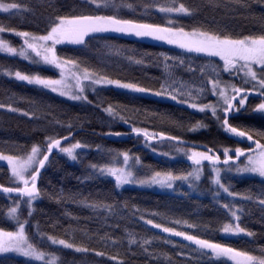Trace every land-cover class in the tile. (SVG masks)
Instances as JSON below:
<instances>
[{
    "label": "trees",
    "instance_id": "16d2710c",
    "mask_svg": "<svg viewBox=\"0 0 264 264\" xmlns=\"http://www.w3.org/2000/svg\"><path fill=\"white\" fill-rule=\"evenodd\" d=\"M4 2L19 3L22 8L30 9L18 15L0 13V26L8 29L1 33V37L14 46L22 45L23 41L10 33L12 29L43 35L48 29L50 19L56 15L95 11L94 8L87 6L84 0H4ZM125 2L131 3L135 12L122 8L120 14L123 18L149 23L167 22L168 18L155 8H149L145 13L144 5L149 4L150 0ZM178 2H183L196 10L194 17H179L178 22L186 28L201 27L233 38L264 34V0H248L250 3L248 8L237 7L230 0H178ZM100 14L112 13L111 10H103ZM57 51L64 57L75 58L82 67L102 72L113 79L138 81L142 86L154 91L159 90L160 85L169 80V73L176 81H182L191 87H199L201 68L206 75L215 69L223 81L230 80L229 74L222 71L223 62L219 58L185 54L175 46L148 38L141 39L116 33L96 34L95 38L87 39L86 47L61 45ZM161 53L184 59L186 65L190 64L197 69L196 73L193 74L187 67L177 66L172 62H169L170 67L166 70L160 57ZM136 60L143 62L137 64L134 62ZM5 69L37 72L52 78L58 76L55 70L0 53V103L11 104L12 107L20 109L18 112H10L7 108L0 109V152L6 155H22L30 150L33 144L41 143L46 135H68L65 125L69 123L73 125L74 133L71 143L80 141L88 145L86 149L77 151L78 159L74 162L61 153L55 154L41 175L39 187L42 190V198L34 203L35 210L32 216L27 218L31 225L27 227L29 240L41 251L57 254L61 264H119L120 261H123V264H210V259L202 257L195 251L194 246L189 247L188 242L181 237H170L159 229L146 225L144 223L146 219L239 250L252 251L256 255L259 254V249L264 248V208L257 202L259 198H264L261 195L264 193L263 179L236 177L226 181L231 191L252 197V200L237 199L234 203L243 209L241 226L255 235L235 237L223 236L219 232L222 224L229 222V217L220 204L231 202L232 198L222 196L217 202L208 196L189 194L181 196L143 188L126 187L119 190L115 188L112 178L94 175L89 168L92 164L102 166L111 163L110 153L128 151L132 156L139 157L141 164L136 170L143 176H149L152 171H171L180 174L190 170V162L185 158L176 157L173 160L154 155L140 138L116 142L104 139L102 135L109 132L131 133L129 125L109 118L103 111V108L109 105L136 127H146L156 132L164 131L169 135L180 136L183 140L206 145L214 151L222 150L223 147L244 149L250 147L245 140L238 142L225 134L210 114L206 116L173 101L145 94L126 93L114 88L98 89L96 93L87 91L89 99L93 101L92 105L72 102L47 90L9 78L3 75ZM231 82L241 86L239 78ZM214 99L208 96L204 102ZM259 102V98L249 96L245 105L248 110L231 117L230 123L234 126L264 131V116L252 110ZM98 103L99 106H96ZM25 111L29 112V116L22 114ZM52 120H59L62 126L53 125L50 123ZM197 121H203L207 127L195 132L188 131V126ZM153 147L156 148V154L168 152L173 156L178 155L173 145L167 142L155 143ZM9 181L10 172L7 166L0 165V184L12 187ZM209 185L207 178L201 182L202 189L207 190ZM81 200L111 204L117 214L109 216L103 211L94 212L84 208L80 204ZM17 202L21 204V210L26 209L25 204L18 201L16 196L6 197L0 194V227L5 230H15L14 222L7 220L6 213ZM152 213L156 215H151ZM141 216L144 220L140 218ZM21 219L23 220L22 216ZM174 220H185L199 227L188 229L183 225L171 223ZM37 224L42 233L67 239L95 251H102L105 255L101 257L95 255V251L78 253L53 246L47 240H41L36 236ZM129 233L137 241L144 238L152 239L153 243L145 246L148 251L145 252L139 244H128ZM105 234L115 239L117 244L114 246L110 242L101 241L99 237ZM181 252L183 255H180ZM112 256H117V259H111ZM0 264L40 263L5 255L0 256ZM216 264H223V261H216Z\"/></svg>",
    "mask_w": 264,
    "mask_h": 264
},
{
    "label": "snow or ice",
    "instance_id": "6c2138e0",
    "mask_svg": "<svg viewBox=\"0 0 264 264\" xmlns=\"http://www.w3.org/2000/svg\"><path fill=\"white\" fill-rule=\"evenodd\" d=\"M230 2L240 8L250 7L248 0H230ZM84 3L94 8L95 11L92 13L56 15L50 19L48 29L43 35L12 29L15 36L23 41L19 49L0 38V53H6L32 64L57 70L59 78L43 76L37 72L27 73L11 69L3 70V75L18 82L58 94L61 97H67L71 101L89 105H92L93 101L88 97V90L96 93L98 89L115 88L126 93L153 95L161 99H169L206 116L210 114L213 121L230 138H235L238 142L250 141L255 147L250 146L248 149L223 147L222 150L214 151L213 148L204 145L206 150L201 151L193 145L186 149L180 146L185 143L180 136L169 135L164 131H151L146 127H136L134 123H130L113 106L109 105L103 108L107 116L129 125L131 134L142 139L153 153H156V148L153 147L155 143H170L176 153L182 154L190 162L191 170L180 174L171 171H152L149 176L141 179L133 171L137 165L141 164V161L139 157L130 155L128 151L110 153L112 156L111 163L102 166L92 164L89 165V168L94 175L112 178L116 189H122L126 185L159 186L160 188L174 189L177 181L185 182L190 188L195 189L203 175L205 162H207L211 172L210 183L214 185L213 198L220 197L221 193L232 198L231 202L220 204V207L225 210L229 217V222L223 223L219 229L220 234L253 237L255 235L253 232L241 226L243 209L234 203L237 199L252 200V197L242 196L231 191L222 180V172H231L235 169L237 173L255 174L264 178V143H262L264 131L234 126L230 123V117L248 110L245 105L249 96L252 95L260 100L252 110L264 116V34L233 38L201 27L186 28L178 22L179 17H194L196 10L186 6L183 2H178V0H163V2L150 0L149 4L144 5L145 13L148 12L149 8H155L159 13L164 14L168 19L163 24L123 18L120 14L122 8L135 12L134 6L131 3H126L125 0H84ZM103 10H111L112 14H100ZM25 11H30V9L22 8L19 3L0 0V13L18 15ZM6 31H8L7 27L0 26V33ZM104 33L130 35L141 39L148 38L175 46L183 50L185 54H202L206 57L219 58L223 62L222 71L229 74L230 80L223 81L215 69L212 70L211 74L206 75L204 69L201 68L199 70L201 76L199 87H191L182 81H176L171 78V73H169V80L161 84L159 90L154 91L149 87L142 86L138 81L113 79L102 72L82 67L75 58L58 54V46L86 47L88 38H95L96 34ZM160 57L166 70L170 67L169 62H172L177 66L187 67L188 71L193 74L197 71L190 64L186 65L184 59L178 56L172 57L161 53ZM134 62L141 64L143 61L136 60ZM237 78H239L241 86L231 82ZM208 96L214 97V101L204 102ZM96 106H99V103ZM3 108H7L10 112L20 111V109L12 107L11 104L0 103V109ZM22 114L29 116L27 111ZM50 123L55 126H62L59 120H52ZM177 126L182 127V125ZM65 127L68 130V135H46L41 143L33 144L30 150L22 155H6L0 152V162L6 163L10 172V179L15 185L5 187L0 184V193H15L18 201L25 204L28 217H31L35 210L33 204L42 198V190L39 187L41 174L50 163V157L54 150L64 154L74 162L78 159L77 150L88 147L80 141L70 142L65 146L64 142L69 141L73 135V125L69 123ZM206 127L207 124L203 121H197L188 126V131L195 132ZM106 135L122 137L127 134L109 132ZM158 155L175 159V156L168 152H160ZM241 157H244L246 161L243 166L239 163ZM261 195L264 196V193ZM257 202L264 208V198H259ZM80 204L94 212L103 211L109 216L117 214L111 204L89 203L86 200H81ZM124 207L126 208L127 205ZM20 208L21 204L17 202L6 213L7 220L14 222L15 230H5V228L0 227V253H15L29 261H39L41 264H57L58 257L56 255L41 251L30 242L26 234V226L31 227V225L28 219H21ZM134 211L138 212L139 209H134ZM151 215H156V213ZM140 218L144 220L143 216ZM144 223L154 229H159L170 237H181L188 242L189 247L194 246L195 251L199 252L202 257L209 258L210 264H216V261H223V264H228V262L230 264H264V248L259 249V254L256 255L252 251L239 250L224 243L189 234L187 231H177L175 227L155 223L152 219H146ZM171 223L183 225L188 229L199 227L185 220H174ZM36 236L41 240L49 241L51 245L62 246L64 249L74 250L78 253L95 251L89 247L77 245L75 242H69L67 239L42 233L39 224L36 225ZM128 236V244H139L145 252L148 251L145 246L153 243L152 239L149 238L137 241L130 233ZM99 239L110 242L114 246L117 244L115 239L106 234ZM168 242L170 243V241ZM95 255L103 257L105 253L95 251ZM180 255H183V252ZM110 258L116 260L117 256ZM119 264H123V261H120Z\"/></svg>",
    "mask_w": 264,
    "mask_h": 264
},
{
    "label": "rangeland",
    "instance_id": "374dc122",
    "mask_svg": "<svg viewBox=\"0 0 264 264\" xmlns=\"http://www.w3.org/2000/svg\"><path fill=\"white\" fill-rule=\"evenodd\" d=\"M10 33H13L14 34V32L13 31H11ZM15 35V34H14ZM0 38H2L1 37V33H0ZM11 46H13V47H15V48H17V49H19L22 45H20V46H14V45H12L11 44ZM6 54V53H5ZM8 55V54H7ZM19 58V57H18ZM20 59H22V58H20ZM26 61V60H25ZM28 62V61H27ZM30 64H32V63H30ZM33 65H35V64H33ZM36 66H38V65H36ZM40 67H44V66H40ZM44 68H48V67H44ZM48 69H50V68H48ZM51 70H54V69H51ZM55 71H57V70H55ZM58 72V71H57ZM56 78H59V73H58V76L56 77ZM115 89V88H114ZM119 90V89H118ZM88 91H90V90H88ZM53 94H55V93H53ZM55 95H57V96H59L58 94H55ZM151 97H153V98H158V97H155V96H153V95H150ZM59 97H61V96H59ZM61 98H64V99H66V100H69V99H67V97H61ZM158 99H161V98H158ZM164 100H167V101H171V100H169V99H164ZM69 101H71V100H69ZM72 102H77V101H72ZM192 110V109H191ZM193 111H195V110H193ZM196 112V111H195ZM68 144V143H67ZM67 144H65V146L67 145ZM199 150V149H198ZM78 151V150H77ZM62 154V153H61ZM130 154V153H129ZM154 155H158V154H156V153H153ZM64 155V154H63ZM131 155V154H130ZM176 157H181V158H185L186 159V157H184L182 154H178L177 156H175V159H176ZM174 160V159H173ZM187 160V159H186ZM246 161H245V158L240 162V164H241V166H243V163H245ZM130 163H131V161H130ZM0 165H4V166H6V163L5 162H0ZM136 169H139V165H137L134 169H133V171H134V173L137 175V176H139L141 179H143V178H146L147 176H143V175H141V174H139V172H138V170H136ZM190 170H191V167H190ZM189 170V171H190ZM236 177H256V178H260V179H263L264 180V178H261V177H259L258 175H255V174H249V173H237L236 171H235V169H233L231 172H222V180L225 182V184H226V186H228L229 188H230V186H229V184L228 183H226V181L228 180V179H232V178H236ZM208 179L209 180V182L211 181V172H210V167L208 166V164H207V162H205V166H204V171H203V175L201 176V179H200V181L198 182V184L195 186V189H193V188H190L188 185H187V183H185V182H181V181H177L176 182V186H175V188L174 189H166V188H160L159 186H151V187H149V186H139V185H126V186H124V188H126V187H131V188H143V189H149V190H153V191H158V192H167V193H171V194H176V195H181V196H183V195H197V196H208V197H211L212 199H214L213 198V195H214V185H212L211 183H210V185H209V187L207 188V190H205V189H202L201 188V182L204 180V179ZM9 184L11 185V186H15L14 185V183L11 181V179H10V181H9ZM124 188H122V189H124ZM122 189H119V190H122ZM211 189H212V191H211ZM222 196H227L226 194H223V193H221V195H220V197H222ZM220 197H218V198H216V199H214L215 201H217V202H219V198ZM228 197V196H227ZM229 198H231V197H229ZM34 205V204H33ZM33 208H34V206H33ZM20 213H21V216H22V218L23 219H27L28 218V216H27V210L25 209V210H21V208H20ZM26 234H27V226H26ZM28 235V234H27ZM223 236H225V235H223ZM49 242V241H48ZM50 243V242H49ZM53 246H55V245H53ZM58 247H62V246H58ZM63 248V247H62ZM47 253V252H46ZM54 254V253H53ZM5 255H9V256H17V257H21V258H24V257H22V256H20V255H18V254H15V253H0V256H5ZM54 255H56L57 257H58V260H57V264H61L60 263V258H59V256L57 255V254H54ZM24 259H26V258H24ZM28 260V259H27ZM34 262H37V263H40L41 264V262H39V261H34Z\"/></svg>",
    "mask_w": 264,
    "mask_h": 264
},
{
    "label": "water",
    "instance_id": "95a60500",
    "mask_svg": "<svg viewBox=\"0 0 264 264\" xmlns=\"http://www.w3.org/2000/svg\"><path fill=\"white\" fill-rule=\"evenodd\" d=\"M250 97H255V98H258V97H256L255 95H252V96H250ZM230 119H231V117H230ZM73 137H74V133H73V135L70 137V139H69V141H65L64 142V145L66 144V143H68V142H70V141H72V139H73ZM102 137L104 138V139H106V140H108V141H112V142H116V141H126L127 139H130V138H135L131 133L130 134H127V135H125V136H122V137H116V136H109V135H106V134H104V135H102ZM234 140H236L235 138H233ZM183 140V139H182ZM185 143L182 145V146H186V147H191V146H196L198 149H202V150H206L204 147H203V145H201V144H196V143H193V142H190V141H187V140H183ZM237 141V140H236ZM246 142H248V145L249 146H251V147H255L250 141H247V140H245ZM55 154H58L55 150H54V152H53V154H52V156L50 157V160L53 158V156L55 155ZM244 159V157H241V161ZM240 161V162H241ZM239 162V163H240ZM47 167V166H46ZM45 171V170H44ZM43 171V172H44ZM42 172V173H43ZM42 175V174H41ZM0 194H2V195H4V196H6V197H14V196H16V194L15 193H12V194H3V193H0Z\"/></svg>",
    "mask_w": 264,
    "mask_h": 264
},
{
    "label": "bare ground",
    "instance_id": "6f19581e",
    "mask_svg": "<svg viewBox=\"0 0 264 264\" xmlns=\"http://www.w3.org/2000/svg\"><path fill=\"white\" fill-rule=\"evenodd\" d=\"M71 142V141H70ZM69 143V142H68ZM67 144V143H66ZM202 150V149H201Z\"/></svg>",
    "mask_w": 264,
    "mask_h": 264
}]
</instances>
